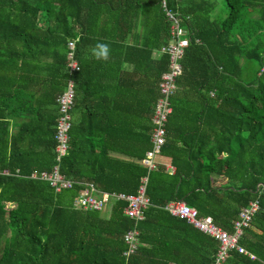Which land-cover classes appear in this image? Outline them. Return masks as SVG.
Here are the masks:
<instances>
[{
	"label": "trees",
	"instance_id": "trees-1",
	"mask_svg": "<svg viewBox=\"0 0 264 264\" xmlns=\"http://www.w3.org/2000/svg\"><path fill=\"white\" fill-rule=\"evenodd\" d=\"M166 5L189 37L161 146L173 171H149V205L135 224L136 249L125 258L122 235L134 226L122 213L125 201L113 200L106 214L74 208L72 201L83 181L134 193L146 171L108 151L139 159L150 145L154 87L167 65L166 54L151 55L168 39L158 0H0V170L7 171L0 173V264H210L214 240L163 205L182 200L229 229L255 197L259 208L240 243L257 259L231 251L223 264H263L264 0ZM136 26L151 41L124 42ZM69 40L79 68L72 73L65 59ZM97 44L117 55L97 59ZM123 61L133 63L132 73L117 69ZM141 72L150 85L143 97L135 89L143 79L133 77ZM68 79L70 127L57 165L74 183L56 192L29 174L50 172L56 163V96ZM123 134L127 148L119 144ZM237 136L242 141L233 152ZM211 176L225 182L214 185Z\"/></svg>",
	"mask_w": 264,
	"mask_h": 264
},
{
	"label": "built area",
	"instance_id": "built-area-1",
	"mask_svg": "<svg viewBox=\"0 0 264 264\" xmlns=\"http://www.w3.org/2000/svg\"><path fill=\"white\" fill-rule=\"evenodd\" d=\"M158 4L168 21V39L165 44L156 50V53L167 55V65L159 76L157 83L158 96L151 113V148L145 152L142 158V163L148 170L154 168L155 157L158 155L165 141L164 126L167 116L171 112L169 99L175 91L176 78L181 73L180 60L183 56L184 48L189 41L187 28L182 26L181 19L167 8L166 0H158ZM66 46V66L69 73H72L79 69L76 60L73 58L74 41L69 40ZM73 93V81L68 79L64 90L56 96L57 118L54 133L56 163L52 165L50 172L40 171L29 174L32 178L46 180L56 192L69 188L74 183V181L65 178L59 173L57 165L60 157L67 150V132L70 127L69 110L73 102ZM0 173L6 174L7 171L2 169ZM145 185L146 176H141L136 184L135 192L126 194L123 192L101 191L93 183L83 182L78 193L73 198L72 206L74 208L101 212L113 200L120 199L125 201L122 213L135 224L137 221L143 219V211L149 205L148 197L145 194ZM163 208L170 215L184 219L198 231L214 239L216 249L210 264H223L231 251L242 254L250 260L257 259L254 253L248 251L240 243V238L243 230L249 227L252 216L259 208L258 199L249 200L245 206L239 209L236 218L231 221V227L228 230L216 225L210 216L199 215L195 208L188 206L182 200H169L163 205ZM122 239L126 244L123 255L128 256L135 251L137 246L136 228L133 226L125 231Z\"/></svg>",
	"mask_w": 264,
	"mask_h": 264
},
{
	"label": "crops",
	"instance_id": "crops-1",
	"mask_svg": "<svg viewBox=\"0 0 264 264\" xmlns=\"http://www.w3.org/2000/svg\"><path fill=\"white\" fill-rule=\"evenodd\" d=\"M150 6L148 5V7L147 8H149ZM151 10V9H150ZM148 23L145 21V25H147ZM144 34H142L141 33V26H136V27H134L133 28V30L131 31V33H128V34H126V36H125V39L123 40L124 42H126V43H128V44H131V43H133V44H136V43H139V42H142V41H144V42H147V41H151V40H149V37H146L145 35L143 36ZM74 42H75V40H73ZM157 50V49H156ZM156 50H154L152 53H151V55H153V54H155V55H157V53H156ZM114 53H116L114 50H110L109 51V54H108V56H116L117 54H114ZM67 54V53H66ZM65 59H66V56H65ZM106 66H110V62H107L106 64H105ZM112 66H114L115 67V64H112ZM133 63H131L130 61H123L122 63H120V64H117L116 63V67H118L117 69L118 70H120V71H123V72H127V73H132L133 72ZM145 76H146V72H145ZM109 77L110 76H107L106 77V81L107 82H112V79H109ZM133 77H136L137 79L138 78H140V79H143L142 81H138V82H140V83H138V84H135V89L138 91V95L140 96V97H143V96H145L146 95V90H147V88L148 87H150V85H149V83L147 82V77H144L143 76V72H141V73H137V75H135V76H133ZM158 83V82H157ZM176 88H177V85H176ZM176 88H175V90H176ZM154 89H155V99H154V104H155V101H156V98H157V96H158V89H157V85H156V87H154ZM209 94H210V96H213V93L212 92H209ZM172 96V95H171ZM154 104H153V107H154ZM56 108H57V105H56ZM152 110H153V108H152ZM151 113H152V111H151ZM170 114V113H169ZM168 114V115H169ZM168 117V116H167ZM167 121V120H166ZM149 124H150V126H149V143H150V145H149V148L148 149H146L145 151H144V154H143V157H144V155H145V152L147 151V150H149L150 148H151V130H152V123H151V115H150V118H149ZM56 124V123H55ZM165 125H166V122H165ZM164 129H165V126H164ZM165 132H166V130H165ZM55 133V132H54ZM53 138H54V135H53ZM55 140V139H54ZM126 134H123V136L119 139V144L122 146V147H125V148H127L128 147V145L126 144ZM241 141H242V139H241V137L240 136H237V137H234L233 139H232V141H231V145H230V147H231V149H232V151L234 152L235 151V149L238 147V145L241 143ZM165 142V141H164ZM55 145H56V141H55ZM125 145V146H124ZM163 146V145H162ZM55 148V147H54ZM108 155L111 157V158H113V159H115V160H118V161H121V162H129V163H136V164H141V165H143V163H142V158L143 157H141V158H139V159H135L134 157H131V156H129L128 154H126V153H123V152H119V151H108ZM144 167H145V169H146V171H145V173L142 175V176H146V185H147V178H148V173H149V171H151V170H154V169H156L158 166H162L163 168H164V170L166 171V172H172L173 171V166H171V164H170V159H169V157H167V156H165V155H162L161 154V149H160V151H159V153H158V155L155 157V166H154V168H152V169H150V170H148L147 169V167L145 166V165H143ZM32 172H35V171H32ZM141 177V176H140ZM139 177V178H140ZM210 180H211V183L212 184H214V185H216V184H223L224 182H225V180L224 179H222V178H220V176H211V178H210ZM83 182H89V181H83ZM83 182H81V183H83ZM92 183V182H91ZM146 185H145V189H146ZM81 186H82V184H81ZM261 186V185H260ZM258 187H259V185L257 184L256 185V190L258 189ZM81 188V187H80ZM135 189H136V186H135ZM134 192H135V190H134ZM78 193V192H77ZM126 194H129V193H126ZM146 194V193H145ZM147 196V195H146ZM256 199H257V197H255ZM254 199V198H253ZM173 200V199H172ZM252 200V199H251ZM169 201V200H168ZM247 204V203H246ZM245 204V205H246ZM244 205V206H245ZM108 206L109 205H107L106 207H105V209L103 210V211H101V212H104L105 214H106V211H107V209H108ZM242 207V206H241ZM240 207V208H241ZM194 208V207H193ZM239 208V209H240ZM146 209V208H145ZM144 209V210H145ZM164 209V208H163ZM239 209H238V211H239ZM144 212V211H143ZM238 213V212H237ZM169 214V213H168ZM124 215V214H123ZM144 215V214H143ZM172 216V215H171ZM208 216H210V215H208ZM236 216H237V214H236ZM236 216L234 217V218H236ZM174 217V216H173ZM211 217V216H210ZM234 218H232L231 220H230V227H231V221L234 219ZM140 221V220H139ZM138 222V221H137ZM188 223V222H187ZM136 224V223H135ZM135 224H134V227H135ZM190 224V223H189ZM136 228V227H135ZM196 229V228H195ZM230 229V228H229ZM228 230V229H227ZM136 232H137V235H138V230H137V228H136ZM202 233V232H201ZM204 234V233H203ZM206 235V234H205ZM208 236V235H207ZM210 237V236H209ZM211 238V237H210ZM214 240V239H213ZM137 241H138V239H137ZM214 243H215V241H214ZM215 249H216V243H215ZM215 252V251H214ZM214 254V253H213ZM125 258L127 257V256H124ZM212 258H213V256H212ZM212 262V261H211Z\"/></svg>",
	"mask_w": 264,
	"mask_h": 264
},
{
	"label": "clouds",
	"instance_id": "clouds-1",
	"mask_svg": "<svg viewBox=\"0 0 264 264\" xmlns=\"http://www.w3.org/2000/svg\"><path fill=\"white\" fill-rule=\"evenodd\" d=\"M93 53L97 59L103 58L106 60L108 58L109 48L106 44H97L93 49Z\"/></svg>",
	"mask_w": 264,
	"mask_h": 264
}]
</instances>
